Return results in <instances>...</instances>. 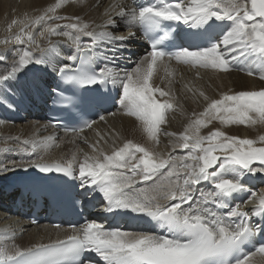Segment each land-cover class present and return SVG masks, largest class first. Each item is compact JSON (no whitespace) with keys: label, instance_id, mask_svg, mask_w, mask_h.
Wrapping results in <instances>:
<instances>
[{"label":"snow or ice","instance_id":"6c2138e0","mask_svg":"<svg viewBox=\"0 0 264 264\" xmlns=\"http://www.w3.org/2000/svg\"><path fill=\"white\" fill-rule=\"evenodd\" d=\"M86 2L53 0L38 15L25 13L8 23L3 44L12 48L0 52V64L6 65L0 71V107L14 110L17 97L31 101L33 88L46 91L65 102L60 111L71 123L80 124L65 131L79 135L97 123L83 119L90 110L115 116L109 105L118 106L152 147L123 139L115 129L96 130L98 139L88 144L91 154L80 158L73 152L49 161L45 156L60 146L57 137H10L23 156L0 160V180L17 172L30 178L32 187L13 189L21 201L48 206L67 196L82 210L85 204L99 205L109 223L90 214L69 229L53 224L68 234L27 247L16 242V229H0V264H264V187L253 190L250 183L259 178L264 184V134L241 138L222 130L264 126V88L229 89L211 99L195 84H185L186 98L202 110L191 112L183 131L168 132L162 126L169 113L182 112L184 105L171 87L154 82L163 69L160 81L173 83V62L194 69L196 79L201 70L240 71L264 81V0H118L105 8L101 24L62 14L67 6ZM53 37H63V47ZM136 42H143L144 54L132 61ZM129 61L131 69L122 66ZM28 72L43 75L22 84ZM99 121L107 123L105 115ZM214 122L220 127H211ZM161 133L171 138L165 154L155 150ZM109 140L110 152L101 145ZM4 144L0 154L15 151ZM51 179L63 180L69 189L35 186ZM128 220L141 221V228L124 227L121 222Z\"/></svg>","mask_w":264,"mask_h":264},{"label":"bare ground","instance_id":"6f19581e","mask_svg":"<svg viewBox=\"0 0 264 264\" xmlns=\"http://www.w3.org/2000/svg\"><path fill=\"white\" fill-rule=\"evenodd\" d=\"M8 3L13 6H18V9L4 10L8 11L5 14L1 10L4 8V4ZM53 0H0V52H6L12 48V45L3 44V40L6 36L9 35L7 32V25L13 18H21L25 13L29 16H34L39 14V10L44 8L46 5L52 3ZM118 2V0H87L83 7H77L76 5H69L62 10V14L68 15H78L83 20L94 22V24H101L103 22V12L105 8L109 7L111 4ZM130 2V0H129ZM99 3V7L95 5ZM14 12V13H11ZM20 14L19 17L13 16ZM63 23V22H61ZM134 30V29H133ZM16 31V28H13V32ZM120 32L126 34L127 29L121 26ZM38 42L43 46L46 44V41L41 40L37 35ZM54 42L63 47L64 38L63 37H53ZM87 40V38H85ZM131 49L135 52L133 60L135 61L139 56L143 55L141 50L142 47L139 46V43H133ZM12 53L9 56L8 64L12 62ZM39 55V53H37ZM6 65L0 64V71H3ZM173 67L175 68L176 75L173 78V83L168 87H171L175 95L178 97L179 101L183 103V111L169 113L168 123L162 126L164 131L168 132H181L183 131L184 126L188 122L190 114L193 110L199 112L202 110V104L193 103L190 98V94L184 89V85L188 84L192 86L195 84L196 87L201 88L211 99H218L220 92H226L229 89L233 91L240 90H259L264 88V81L260 80L258 76H248L240 71H233L228 74H219L214 75L211 72L201 70L200 79H196L195 70L187 66L176 65L173 62ZM43 73L40 72H28L21 78L22 84L31 85L32 82L36 81L38 77L42 76ZM164 72L161 69L159 76H163ZM159 76L155 78V84H159L161 87H165L164 84L160 81ZM167 82V80H165ZM35 94V89L31 90V96L33 98ZM117 115L115 116H106L107 123L103 121H97L93 125L92 129H89L83 133L77 134H64L59 133L55 130H52L49 126L45 130L43 126L45 123L30 121L25 116L19 113L17 107L14 110H10L4 107H0V147H5L4 141H8L7 146L14 149L15 151L5 155L0 154V160L7 162L9 159H20L23 154L20 151V146L13 142L10 137H20L21 139L33 138L34 136H55L58 139L59 147H53L50 152L45 156L46 160H63L71 156L73 152H76L78 157L82 158L83 153L87 152L91 154V149L88 147L89 143H95L98 139L96 136V130H99L101 133L110 132L112 129H115L120 133V136L123 139H132L136 143L145 144L149 147L152 145L147 142L145 135L137 127V123L134 118L127 117L121 114L119 108L116 110ZM211 127H220L218 123H215ZM39 130V131H37ZM228 132L231 135H237L241 138H256L261 134H264V126L257 125L255 127H245L240 126H231L230 128L222 129ZM208 129L202 130V134H206ZM170 137H167L161 133L160 143L156 147V151L161 154H165L171 150L170 144L168 141ZM122 141L117 140V145ZM101 145L106 151H111L112 140H109L107 144L101 142ZM78 149H82L83 152H79ZM177 154H181L180 150H177ZM27 158V157H24ZM33 159L36 157L33 156ZM18 173V172H17ZM16 174V173H15ZM15 174L9 173L5 179L0 180V187L9 181H11ZM256 181L257 187L253 190H258L260 187H264V184L261 183L259 178L253 179L250 183L254 185ZM4 193L0 192V197ZM245 209L251 207L250 204L243 205ZM11 227L16 229L18 232L17 243L21 246L27 247L31 244L37 242L47 243L49 240H54L63 238L66 234L65 231H58L51 227L40 225L37 227H30L26 222L19 221L16 222L10 217L7 212L0 211V229Z\"/></svg>","mask_w":264,"mask_h":264},{"label":"rangeland","instance_id":"374dc122","mask_svg":"<svg viewBox=\"0 0 264 264\" xmlns=\"http://www.w3.org/2000/svg\"><path fill=\"white\" fill-rule=\"evenodd\" d=\"M5 1V0H4ZM33 1H38V0H33ZM19 7L18 6H13V5H11V4H8V3H6L5 2V4H4V8L1 10V12L2 13H5V14H10V13H7L8 11H4V10H11V9H18ZM11 13H14V12H11ZM20 15V14H19ZM19 15L18 14H16V15H14L13 14V16L14 17H19ZM163 84H164V86L165 87H168L169 85L167 84V82H163Z\"/></svg>","mask_w":264,"mask_h":264}]
</instances>
